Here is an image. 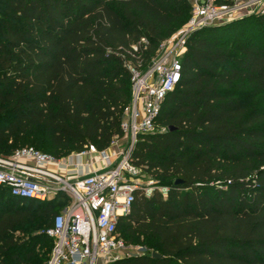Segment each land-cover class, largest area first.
<instances>
[{"label": "trees", "instance_id": "trees-1", "mask_svg": "<svg viewBox=\"0 0 264 264\" xmlns=\"http://www.w3.org/2000/svg\"><path fill=\"white\" fill-rule=\"evenodd\" d=\"M189 15V0H0V155L109 148L128 62L146 65ZM238 26L247 34L227 38ZM181 65L157 117L166 130L140 134L131 155L167 196L135 191L117 225L160 257L108 264H264V13L193 32ZM67 199L0 187V264H45V230Z\"/></svg>", "mask_w": 264, "mask_h": 264}, {"label": "built area", "instance_id": "built-area-1", "mask_svg": "<svg viewBox=\"0 0 264 264\" xmlns=\"http://www.w3.org/2000/svg\"><path fill=\"white\" fill-rule=\"evenodd\" d=\"M189 3L187 21L158 44L146 65L128 62L131 97L123 109L122 136L115 137L109 146L116 147L118 153L88 145L79 153L57 159L25 146L11 155H0V187L7 188L11 195L37 201L50 200L60 191L70 196L69 203L45 230L53 240L45 264H108L123 257L148 254L140 245L127 244L117 232L119 218L128 214L135 191L145 196H150L154 189L163 197L168 193V187L156 186L153 179L144 180L141 170L131 163L138 136L166 130L157 123V117L164 98L181 79V58L193 32L248 14L264 13V0H189ZM85 154H96L103 167L84 173L81 164L75 162L74 172L67 175L49 169L50 164L67 168L71 158Z\"/></svg>", "mask_w": 264, "mask_h": 264}, {"label": "crops", "instance_id": "crops-1", "mask_svg": "<svg viewBox=\"0 0 264 264\" xmlns=\"http://www.w3.org/2000/svg\"><path fill=\"white\" fill-rule=\"evenodd\" d=\"M107 151L109 153H118V149L116 147H109L107 148ZM111 161H116V158L113 156L111 158ZM75 162H78L81 164V168L83 169L84 173H89L95 170H99L103 167V162L99 159V157L96 154H85L81 157L71 158L69 161V166L67 168H58L56 164H50L49 169H52L53 171H56L59 174L67 175L72 174L74 172L73 170V164Z\"/></svg>", "mask_w": 264, "mask_h": 264}, {"label": "rangeland", "instance_id": "rangeland-1", "mask_svg": "<svg viewBox=\"0 0 264 264\" xmlns=\"http://www.w3.org/2000/svg\"><path fill=\"white\" fill-rule=\"evenodd\" d=\"M241 18V17H240ZM240 18H236V19H234V20H231V21H228V22H223V23H220V24H226V23H229V22H232V21H236V20H239ZM220 24H217V25H220ZM252 24V23H251ZM250 24V25H251ZM249 25V26H250ZM241 29H242V27L241 26H238V27H233V29H231V31H230V33H229V35L227 36V38H230V39H234L237 35H240L241 34V32H244V33H246L247 34V32L246 31H241ZM149 178L148 177H146L145 176V178H144V180H148ZM154 182L155 183H157V181H155L154 180ZM156 185V184H155ZM68 195V194H67ZM68 197H69V200L67 199V200H65L64 202H63V204H61L60 205V208H63V206L65 205V204H67V203H69V201H70V196L68 195ZM136 245H140V246H142L143 248H144V251H145V253H151L152 252V250H153V246L152 245H150V247H149V245H145V244H140V243H134L133 244V246H136Z\"/></svg>", "mask_w": 264, "mask_h": 264}, {"label": "water", "instance_id": "water-1", "mask_svg": "<svg viewBox=\"0 0 264 264\" xmlns=\"http://www.w3.org/2000/svg\"><path fill=\"white\" fill-rule=\"evenodd\" d=\"M170 129H171V128H170ZM151 256H152V257H160V254L157 253L156 251H153V252L151 253Z\"/></svg>", "mask_w": 264, "mask_h": 264}]
</instances>
